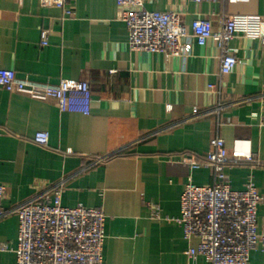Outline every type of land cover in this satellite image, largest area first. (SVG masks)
I'll return each mask as SVG.
<instances>
[{
	"label": "crops",
	"instance_id": "obj_1",
	"mask_svg": "<svg viewBox=\"0 0 264 264\" xmlns=\"http://www.w3.org/2000/svg\"><path fill=\"white\" fill-rule=\"evenodd\" d=\"M145 7L179 13L188 32L198 17L217 29L227 15L264 16V0H147ZM73 8L66 16L57 7L39 8L38 0H0V68L37 81L85 79L91 91L84 114L60 111L54 98L0 88L1 204L7 211L0 215L6 247L0 264H15L16 206L57 182L62 205L103 210L100 264H207L202 255H188L198 240L185 239L175 217L188 177L210 184L212 173L178 158L202 159L218 135L228 152L248 149L259 161L228 163L231 188L242 189L251 178L264 195V49L258 39L236 33L228 46L238 61L222 75L212 39L192 41L187 55L135 51L115 0H74ZM42 29L50 31L45 46ZM37 131L48 133L47 145L34 141ZM248 264H264V249L251 251Z\"/></svg>",
	"mask_w": 264,
	"mask_h": 264
},
{
	"label": "built area",
	"instance_id": "obj_2",
	"mask_svg": "<svg viewBox=\"0 0 264 264\" xmlns=\"http://www.w3.org/2000/svg\"><path fill=\"white\" fill-rule=\"evenodd\" d=\"M147 0H115L117 17L128 31V46L135 51L169 55H187L192 41L205 45L215 41L219 51V72L232 71L238 59L228 41L240 33L259 40L264 49V16L232 14L224 16L214 29L208 17L195 18L188 32L175 11H154L145 7ZM243 2L248 0H192ZM74 0H38L39 8L57 7L72 16ZM49 29L40 32V44H48ZM0 88L24 93L35 99L54 98L60 111L89 113L91 91L85 79L59 78L54 82L20 77L13 69L0 68ZM171 105H167V110ZM34 141L47 145L48 133L37 131ZM70 152V150H67ZM108 156L96 158L105 160ZM190 169L209 168L210 184L198 185L188 177L179 200L175 221L182 227L185 239L195 236L196 247H189L191 257L202 255L207 264H248L250 253L264 249V195L250 178L242 189H233L224 169L230 162L259 164L248 149L234 147L228 152L224 139L214 135L202 159L186 153L178 158ZM5 185L0 183V215L6 214L1 201ZM60 182L49 191L36 194L15 208L18 217L15 264H100L105 238V214L102 209L77 204H61ZM152 216L159 217L157 205H151ZM260 210V212H258ZM260 218V222H258ZM0 243V249H5Z\"/></svg>",
	"mask_w": 264,
	"mask_h": 264
}]
</instances>
